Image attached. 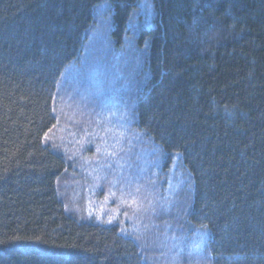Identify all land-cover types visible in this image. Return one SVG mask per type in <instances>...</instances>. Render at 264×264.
Wrapping results in <instances>:
<instances>
[{"label": "trees", "instance_id": "1", "mask_svg": "<svg viewBox=\"0 0 264 264\" xmlns=\"http://www.w3.org/2000/svg\"><path fill=\"white\" fill-rule=\"evenodd\" d=\"M104 1L112 39L120 45L127 37L135 49L137 76L129 77L134 109L117 113L97 137H108L130 164L132 183L148 177L147 144L176 156L183 174L169 176L176 171L166 165V178L193 188L186 221L201 235L187 247L203 243L211 264H264V0H150L153 17L132 33L137 0H0V264H147L132 186L103 168L78 173L45 142L57 121L59 81ZM94 123L102 128L89 114L88 127ZM137 141L146 146L143 162ZM70 174L79 186L98 177L113 206L101 210L78 195L87 216L68 213L76 203L58 180Z\"/></svg>", "mask_w": 264, "mask_h": 264}, {"label": "rangeland", "instance_id": "2", "mask_svg": "<svg viewBox=\"0 0 264 264\" xmlns=\"http://www.w3.org/2000/svg\"><path fill=\"white\" fill-rule=\"evenodd\" d=\"M101 4L103 8L100 4L95 6L94 18L97 22L85 39L79 59L65 70L59 81L57 95L62 91V96L57 98L58 104L55 109L57 121L53 129L47 133L45 142L55 150L59 148L65 153L67 160L75 162L78 165V173L80 171L83 175H90L92 172L97 174L103 168L109 172L114 171L127 188L132 186V190L138 194L139 201L136 204L132 202L135 204L134 210L138 211L133 214L132 220L142 223L136 240L148 239L147 245H142L147 264H211V258L206 253L203 243L198 244L195 250L187 247L189 243L186 241L187 238L198 241L201 235L197 227L190 226L186 221V211L190 205L189 196L193 188L188 187L187 182L182 187L166 178V165L172 166V170L176 171L173 174L167 173L169 176L176 178L183 174L178 171L181 164L176 156H165L151 143L147 144L149 146L145 156L147 161H144L143 168L148 177L144 176L141 184L139 180L132 183L131 177L134 172L130 164L120 157L108 137H97L99 131H105L103 126L110 127L117 113L125 115L134 109V85L129 77L137 76V70L131 68L134 62L131 57L135 49L131 48L133 45L129 44L127 37L120 45L112 39L110 25L112 6L108 1ZM136 5L129 23L131 33L136 26L146 23L144 19H148L149 22L154 13V4L152 5L150 0H137ZM93 102L97 106L89 114L94 113L99 117L102 128L97 123H94L93 128L88 127L87 109ZM145 149V144L137 141L134 153L142 162ZM75 178L77 176L70 174L58 180L65 199L76 203L71 207L66 201L68 213L87 216V209L78 204L79 196L87 204L95 202L101 210L113 206L105 200L98 177L97 179L88 177L80 186L78 183L74 184ZM69 191L71 193H68ZM186 197L189 199L187 202ZM124 204L119 201L118 209ZM168 211H174V218L167 216L169 213L165 214ZM161 213L164 215L161 216ZM180 232L182 236L176 241V235ZM154 234H157V237L153 241L156 246L153 245L155 251L152 252L149 244L152 243L150 239L151 236H155ZM148 251L152 252L154 257L149 255Z\"/></svg>", "mask_w": 264, "mask_h": 264}]
</instances>
